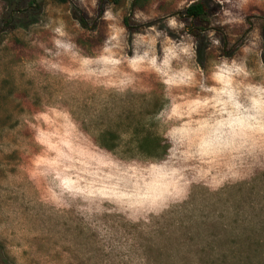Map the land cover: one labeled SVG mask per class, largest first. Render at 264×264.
Returning <instances> with one entry per match:
<instances>
[{
    "label": "clouds",
    "instance_id": "9594fccd",
    "mask_svg": "<svg viewBox=\"0 0 264 264\" xmlns=\"http://www.w3.org/2000/svg\"><path fill=\"white\" fill-rule=\"evenodd\" d=\"M162 3L168 0L133 8V0H124L127 19L136 26L130 30L114 2H106L100 14V0H69V15L76 7L87 13L90 25L93 20L104 25L97 49L86 53L57 14L36 25L50 34L48 41L31 33L25 38L38 54L22 61L26 80L43 73L65 85L100 90L104 101L158 100L142 124L144 135L159 139L161 155L139 158L131 129L118 133L113 149L104 147L98 142L104 129L85 127L95 116L79 118L63 93L13 118L12 131L27 132L26 143H0L5 155L19 151L27 157L17 169L23 178L8 174L0 187L16 192V184H31L36 203L58 215L74 214L111 258L105 264H146L134 251V239L107 217H121L146 232L154 217L189 201L194 187L216 193L264 171V0H211L210 6L220 7L200 36L217 58L207 67L199 62L192 18L181 16L201 0H176L168 13L158 11ZM75 27L83 29L79 20ZM229 31L237 36L225 45ZM89 34L101 35L96 28ZM234 45L232 55H225Z\"/></svg>",
    "mask_w": 264,
    "mask_h": 264
},
{
    "label": "rangeland",
    "instance_id": "374dc122",
    "mask_svg": "<svg viewBox=\"0 0 264 264\" xmlns=\"http://www.w3.org/2000/svg\"><path fill=\"white\" fill-rule=\"evenodd\" d=\"M205 1L208 9L203 17H191L188 13L181 16L192 18L189 28L200 39L199 62L207 67V61L217 58L216 50H205V38L200 36V31L207 28L208 16L220 6H210L211 0ZM106 2L111 1L100 0V14ZM112 2L122 10L130 30H135L136 26L127 19L124 0ZM151 2L138 0L133 8H146ZM175 3L176 0H168L158 11L171 12ZM0 4L4 6L0 14V143H26L27 132L12 131L16 127L13 118L25 111H37L42 100L51 103L54 95L63 93L79 118L95 116L85 127L104 129L98 138L104 147L113 149L118 133L131 129L139 146V158L162 154L159 139L152 133L144 135L142 124L146 112L155 111L159 106L158 100L153 105H148L143 97L131 96L127 99L113 96L104 101L99 98L100 90L65 85L43 73L35 79H25L22 61L38 54L25 38L31 33L48 41L50 36L36 26L38 23L59 14L88 54L97 49L103 37V24L93 20L90 25L87 13L76 7L69 15V0H0ZM30 5H33L32 10L15 11ZM77 20L83 29L75 27ZM95 28L101 33L100 37L89 34ZM217 31L223 32L222 29ZM236 36L237 33L229 31L222 42L227 45L228 39L234 40ZM233 51L235 45L231 50L226 48L224 54L232 55ZM156 87L159 91V86ZM129 154H134L131 148ZM26 162L23 152L5 155L0 151V182L8 174L16 180L22 179L23 172L17 169ZM16 189L13 192L11 188L0 187V264H105L106 260H111L98 246L96 235L86 231L74 214L58 215L36 203L38 193L31 184H16ZM106 219L119 225L124 236L134 239V251L146 264H264V171L257 169L251 179L228 184L216 193L194 187L189 201L154 217L146 232L140 225L122 223L118 216Z\"/></svg>",
    "mask_w": 264,
    "mask_h": 264
},
{
    "label": "trees",
    "instance_id": "16d2710c",
    "mask_svg": "<svg viewBox=\"0 0 264 264\" xmlns=\"http://www.w3.org/2000/svg\"><path fill=\"white\" fill-rule=\"evenodd\" d=\"M61 2L67 1V0H59ZM28 8V7H27ZM27 8H21L19 10H15L16 12H21V11H27ZM207 2L205 0H201V3L195 4L192 6V8L186 10L189 16L191 17H196V18H201L207 13ZM14 14V13H13ZM264 27V26H263Z\"/></svg>",
    "mask_w": 264,
    "mask_h": 264
},
{
    "label": "flooded vegetation",
    "instance_id": "af4514ba",
    "mask_svg": "<svg viewBox=\"0 0 264 264\" xmlns=\"http://www.w3.org/2000/svg\"><path fill=\"white\" fill-rule=\"evenodd\" d=\"M111 2L113 1V0H110ZM138 0H134V2L133 3H136ZM32 8H33V5H30V6H28V10H32ZM103 12V8H101V13Z\"/></svg>",
    "mask_w": 264,
    "mask_h": 264
}]
</instances>
